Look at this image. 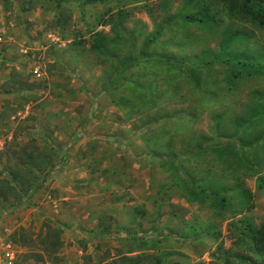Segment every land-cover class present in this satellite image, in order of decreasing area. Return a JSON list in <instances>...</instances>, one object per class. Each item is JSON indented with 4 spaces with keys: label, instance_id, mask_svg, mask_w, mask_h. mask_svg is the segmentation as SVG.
Instances as JSON below:
<instances>
[{
    "label": "rangeland",
    "instance_id": "374dc122",
    "mask_svg": "<svg viewBox=\"0 0 264 264\" xmlns=\"http://www.w3.org/2000/svg\"><path fill=\"white\" fill-rule=\"evenodd\" d=\"M186 1L0 0V169L10 177L19 166L35 178L21 205L1 202L0 240L8 226L27 229L33 242L15 243L13 264H121L124 255L138 254L151 257L145 264H264V249L241 233L264 219L257 180L264 177V121L254 128L253 145L235 157L260 160L254 168L234 163L226 178L214 157L193 153L203 137L204 146L219 139L218 113L231 128L232 118L264 98V76L229 89L232 66L217 63L201 71L207 81L199 90L182 72L150 60L131 66L123 85L109 87L121 59L159 28L151 48L159 54L195 57L216 48L218 31L178 17ZM235 22L252 37L241 47L254 41L264 47V28ZM98 33L109 38L115 57L94 50ZM145 139L160 151L193 155L185 165L213 169L228 185L244 182L254 207L236 194L229 211L188 202ZM30 151L35 165L21 164Z\"/></svg>",
    "mask_w": 264,
    "mask_h": 264
},
{
    "label": "trees",
    "instance_id": "16d2710c",
    "mask_svg": "<svg viewBox=\"0 0 264 264\" xmlns=\"http://www.w3.org/2000/svg\"><path fill=\"white\" fill-rule=\"evenodd\" d=\"M57 1L61 3L68 0ZM85 1L90 3L98 0ZM206 1L203 3L199 0H187L188 10L178 17L185 25L209 28V32L212 30L218 31L221 38L217 42L216 48L205 47L201 52L194 55L195 57L182 56L178 58L174 54H159L151 49L152 45L162 36L163 30L159 28L151 36L143 40L140 50L132 51L128 56L121 59L114 77L110 80L109 87L118 88V86L123 85L126 83V72L131 66L150 60L157 61L165 69L182 72L187 76L186 79L192 82L199 90H204L203 84L207 81L201 75V71L205 68L209 70L217 63L232 66L231 71H229V80L227 78L229 89H234L237 80H242L245 77L264 76V47L259 49L258 47H253V45L258 44L257 41L251 43L250 46L245 44L246 46L241 47L244 42L251 41L252 37L241 27L235 26V23H237L235 20L239 18L240 21L252 22L260 29L264 28V0ZM125 37L129 39L130 34H126ZM198 37L202 38L203 36L199 35ZM92 47L103 55L111 57L117 55L112 52L109 38L103 33L96 34ZM206 92L214 96L217 93L210 86L207 87ZM217 115L218 121L215 132L219 139L210 142L208 146H204L206 138L203 137L204 141L199 140L197 142L193 153L197 156L204 154L214 157L215 160L221 163V170L225 177L228 170L229 172L232 170L234 163L238 169L244 166L254 168L255 165H259L260 160H257L253 165L250 162H246L243 156L239 159H235V157H238L237 155L242 149L252 146L255 142L251 137L258 123L264 121V98L256 100L245 114L232 118L230 120L232 123L231 128L227 127V122L230 118L227 120V115L224 112H220ZM146 142L149 144L151 153L155 157L160 158L161 165L172 175L171 181L173 185L182 191L184 198L188 202H208L212 207H219L218 212L229 211L234 207V195L236 194L241 197L245 204H248V208L254 207L251 203L252 191L244 182L238 181L228 185V182L223 180L219 173H214L213 169H208L202 173L195 167L192 168L190 165H185V162H189L194 158L193 155L188 156L190 154L176 151L172 147H166L160 151L152 146L150 141L146 140ZM237 145L239 148H237ZM241 155L242 153L239 156ZM20 162H22L21 164L29 162L35 165L34 152L26 153L25 158ZM257 173V170H253V174ZM25 174V172L20 170L19 166L11 167L9 170L10 177L4 176L3 171L0 169V217L4 214V207L1 202L13 200L14 205L12 207L16 208L23 203L24 198L33 189L35 178L26 177ZM231 176L236 178V175L233 176L232 174ZM257 180L259 183L258 188L264 189V177L260 176ZM241 233L248 235L253 240L254 247L264 249V219L259 228H251L249 224L244 225ZM205 234L210 236L209 232ZM10 239L21 246L29 247L33 245L32 238L28 236L27 229L23 227L20 230H15L11 234ZM31 253L32 256H35L33 252ZM36 255L42 257L39 254ZM150 258L147 254L124 255L121 259V264H145L146 259ZM156 264H160V260ZM176 264L179 263L177 262Z\"/></svg>",
    "mask_w": 264,
    "mask_h": 264
},
{
    "label": "built area",
    "instance_id": "2783aa9c",
    "mask_svg": "<svg viewBox=\"0 0 264 264\" xmlns=\"http://www.w3.org/2000/svg\"><path fill=\"white\" fill-rule=\"evenodd\" d=\"M5 235L0 240V264H13L16 256V245L10 239L12 229L8 226L4 228Z\"/></svg>",
    "mask_w": 264,
    "mask_h": 264
},
{
    "label": "crops",
    "instance_id": "0c3cea01",
    "mask_svg": "<svg viewBox=\"0 0 264 264\" xmlns=\"http://www.w3.org/2000/svg\"><path fill=\"white\" fill-rule=\"evenodd\" d=\"M6 64H8V63H6ZM140 149H144V146H140ZM44 191V188H42V189H40L39 191H38V193H36L35 195H34V198H35V202L37 201V200H40V197L43 195V192ZM41 201V200H40Z\"/></svg>",
    "mask_w": 264,
    "mask_h": 264
}]
</instances>
